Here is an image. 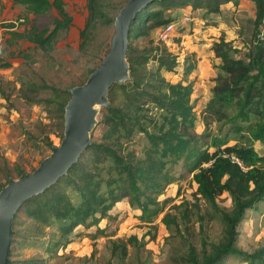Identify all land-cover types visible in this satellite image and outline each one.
<instances>
[{"label":"trees","instance_id":"obj_1","mask_svg":"<svg viewBox=\"0 0 264 264\" xmlns=\"http://www.w3.org/2000/svg\"><path fill=\"white\" fill-rule=\"evenodd\" d=\"M99 1L86 0L88 16L79 32L81 51H84L89 27L96 21L114 25L119 10L127 2L119 9H112ZM239 1L159 0L136 14L130 23L126 54L129 79L109 87L107 106L99 111L95 127L89 134L91 144L78 161L53 185L18 208L12 222L8 264H44L32 259L17 260L15 254L32 247L34 239L42 238L44 229L51 226H55L47 248L51 253L66 249L80 235L76 232L78 227L86 230L95 227L96 232L92 235L95 239L103 233L99 223L114 219L110 212L122 200L140 212L137 218L141 223L153 229L151 224L170 202V199H161L167 187L189 177L196 185V201L203 202L208 208L210 221L217 220L222 225V236L218 243L209 247L201 240V247L197 249L190 240L187 226L189 211L181 215L186 237L174 219L163 220L167 227L172 225L174 235L185 242L186 252L177 256L176 261L179 259L181 264H224L229 258L238 257L247 264H264V246L252 254L237 248L238 225L248 210L264 203V148L258 152L254 147L255 143L264 146V31L261 33L264 0H251L255 14L251 46L245 54L247 64L234 57L236 49L224 32L211 44L210 50L219 61L220 72L212 79L214 85L203 111L201 133L194 132L196 116L191 103L192 85H184L181 81L171 83L164 76L175 71L176 56L162 42L155 43L152 39L142 48L132 44L133 40L148 36L151 31L159 33L166 25H174L178 16L171 15L173 9L190 7L207 17L219 15L221 6L228 3L237 6ZM12 2L24 6L34 16L43 15L50 9L57 12L55 28L46 38L45 31L11 34L13 38L28 36V41L41 48L50 44L59 29L68 28L71 22L61 0ZM102 60L86 70L83 80L65 90L47 83L24 84L22 97L47 113L48 124L37 127L40 137L35 138L44 147L49 150L55 147L51 140L55 128L59 130L60 144L69 90L82 86ZM184 70L183 74L187 76L193 66L186 65ZM0 93L8 99L1 88ZM212 122L218 124L217 133L210 130ZM95 131L99 133L96 137ZM138 135L146 140L140 151L129 147ZM45 158L30 172L18 165L10 170L2 163L4 175L0 190L9 179L18 180L33 172ZM222 195L230 199L231 209L219 205ZM198 219L202 224L204 217ZM144 241L136 236L126 241L117 240L113 243L112 253L123 260L129 254L127 245H130L134 263L144 264V255L150 254L145 250Z\"/></svg>","mask_w":264,"mask_h":264},{"label":"rangeland","instance_id":"obj_2","mask_svg":"<svg viewBox=\"0 0 264 264\" xmlns=\"http://www.w3.org/2000/svg\"><path fill=\"white\" fill-rule=\"evenodd\" d=\"M61 1L71 19L69 27L59 29L53 41L41 48L28 41V36L13 38L11 34L12 32L19 35L28 32L39 34L45 31L44 38H46L55 28L57 12L50 9L43 15L34 16L28 13L24 6L13 4L12 0H0V88L8 96V99H5L0 93V182L3 181L4 175L2 163L10 170L18 165L26 172H30L52 151L35 139L40 137L37 127L48 124L47 113L44 108L32 106L22 97L24 84L47 83L65 90L83 80L86 70L98 64L110 47L114 32L113 25L96 21L89 27L84 40V51H81L79 32L88 16L86 0ZM125 1L100 0L99 2L107 8L119 9ZM173 14H177L178 20L173 25L169 41L163 44L173 56H176L178 64L173 73H166L164 76L171 83L181 81L184 85L189 83L192 85L191 103L196 116L194 132L201 133L204 129L203 111L214 85L212 79L220 72L219 61L210 50L213 38L218 36V31L207 28V26L211 27L207 23L213 22L212 19L217 17L216 20L219 22L217 27L221 28L220 23L224 15L233 33L227 37L236 49L233 55L247 64L245 54L251 46L249 34L253 20L240 22L238 25L232 20L234 13L224 12L219 17L217 15L203 17L202 13L193 11L190 7L173 9L171 15ZM186 17L188 21H185ZM20 18L24 21L14 29L10 24L5 23L10 19ZM149 39L155 43L159 42L157 31H151L148 36L133 40L132 44L142 48L147 45ZM186 65H192L193 70L191 74L184 76ZM217 128L218 124L212 122L211 132L217 133ZM58 131L55 128L54 133L51 134L54 146L59 145ZM98 134V131L93 133L94 137ZM145 145V138L138 135L129 147L140 151ZM254 147L258 152L264 148L260 143H255ZM195 193L196 185L191 177L168 186L161 199H170V202L151 224L153 229L149 227L150 225L141 223L137 218L140 212L131 209L127 201L122 200L110 212L114 219L102 220L99 223V229L103 233L98 234L95 239L92 238L96 232L95 227L88 230L78 227L76 232L80 235L66 249L51 253L47 250L50 235L55 231V226H51L44 229L42 238L34 239L32 247L18 251L15 258L20 261L26 259L42 261L44 264H135L130 245H127L129 254L123 260L117 259L112 249L113 243L117 240L126 241L129 237L136 236L138 240H145V250L150 253L144 255V259L146 258L144 264H181L179 259L176 261V257L186 252L185 242L178 235H174V227L172 225L167 227L163 220L174 219L186 237L181 215L189 211L187 226L191 234L190 240L197 249L201 247V240H205L209 247L218 243L222 236V225L217 220L208 219V208H205L203 202L196 201ZM219 205L226 209L232 207L227 195L220 197ZM185 208L187 210L184 211ZM198 217H204L202 224ZM237 231V248L242 252L252 254L264 246V203L246 212L245 219L238 225ZM224 264L247 263L238 257H233Z\"/></svg>","mask_w":264,"mask_h":264},{"label":"water","instance_id":"obj_3","mask_svg":"<svg viewBox=\"0 0 264 264\" xmlns=\"http://www.w3.org/2000/svg\"><path fill=\"white\" fill-rule=\"evenodd\" d=\"M153 1L159 0H127L114 20L109 52L82 86L69 90L60 144L52 148L33 172L18 180L9 179L0 190V264L9 262L12 222L20 205L53 185L78 161L91 144L89 134L95 127L99 110L107 106L109 87L129 79L126 54L130 23Z\"/></svg>","mask_w":264,"mask_h":264},{"label":"crops","instance_id":"obj_4","mask_svg":"<svg viewBox=\"0 0 264 264\" xmlns=\"http://www.w3.org/2000/svg\"><path fill=\"white\" fill-rule=\"evenodd\" d=\"M220 10L221 12L219 15H222L224 12L234 13L232 15L233 16L232 20H234L235 24H238V25H240V22L246 23L247 20L249 22L250 20L251 21L254 20V14H255L254 4L250 0H240L237 6H234L233 3H228L226 5L221 6ZM219 15L217 16L219 17ZM216 19L217 17L213 18L212 21L214 23H218V25L215 24V26H211V27L207 26V28H213L214 30H217L218 36L220 35L221 32H224L226 35V39L228 35H233L232 29L230 28L231 26L227 23V20L225 19L224 15L222 16L223 21H221L220 23L221 28L217 27L219 26V22ZM252 28H253V21H252ZM251 32H252V29H251ZM213 35H216V34H213ZM218 36L216 38H213V41H215L218 38ZM249 36L251 37V33L249 34Z\"/></svg>","mask_w":264,"mask_h":264},{"label":"built area","instance_id":"obj_5","mask_svg":"<svg viewBox=\"0 0 264 264\" xmlns=\"http://www.w3.org/2000/svg\"><path fill=\"white\" fill-rule=\"evenodd\" d=\"M188 17L185 18V21H188ZM24 20L22 18L20 19H10L5 23H8L12 26V29L16 28L18 25H20ZM173 30V24L166 25L159 33H158V40L159 42L166 43L169 41L170 33ZM264 31V22L261 27V33ZM233 161H237L235 158H232Z\"/></svg>","mask_w":264,"mask_h":264}]
</instances>
